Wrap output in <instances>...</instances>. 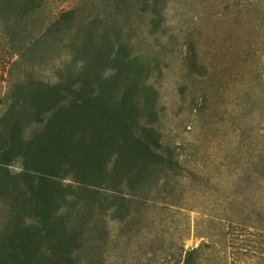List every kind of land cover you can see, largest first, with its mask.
Masks as SVG:
<instances>
[{"label": "rangeland", "instance_id": "374dc122", "mask_svg": "<svg viewBox=\"0 0 264 264\" xmlns=\"http://www.w3.org/2000/svg\"><path fill=\"white\" fill-rule=\"evenodd\" d=\"M0 264H264V0H0Z\"/></svg>", "mask_w": 264, "mask_h": 264}]
</instances>
